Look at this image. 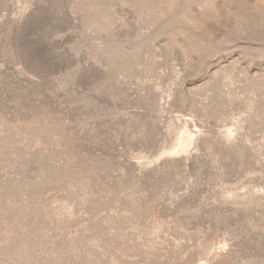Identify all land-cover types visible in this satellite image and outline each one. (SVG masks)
I'll return each mask as SVG.
<instances>
[{
  "label": "rangeland",
  "instance_id": "obj_1",
  "mask_svg": "<svg viewBox=\"0 0 264 264\" xmlns=\"http://www.w3.org/2000/svg\"><path fill=\"white\" fill-rule=\"evenodd\" d=\"M0 264H264V0H0Z\"/></svg>",
  "mask_w": 264,
  "mask_h": 264
}]
</instances>
